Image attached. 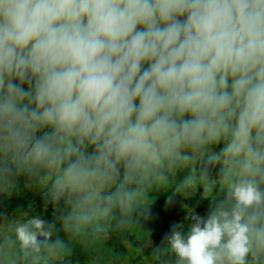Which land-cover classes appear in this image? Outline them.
<instances>
[{"label":"clouds","instance_id":"1","mask_svg":"<svg viewBox=\"0 0 264 264\" xmlns=\"http://www.w3.org/2000/svg\"><path fill=\"white\" fill-rule=\"evenodd\" d=\"M209 146L224 198L163 244L177 264H264V0H0V188L44 174L66 227L100 228ZM46 226L17 222L21 250Z\"/></svg>","mask_w":264,"mask_h":264},{"label":"trees","instance_id":"2","mask_svg":"<svg viewBox=\"0 0 264 264\" xmlns=\"http://www.w3.org/2000/svg\"><path fill=\"white\" fill-rule=\"evenodd\" d=\"M219 151L220 146H209L187 165L170 173L169 184L149 194L151 204L145 214L142 205L126 216L117 211L112 218L101 222L100 228L87 225L77 229L75 224L66 227L63 216L67 210L63 202L57 206L45 200L44 174L21 180L14 190L0 188V226L17 216L24 221L39 217L48 222L46 228L50 237H38L41 242L38 252L26 254L21 250V264H177L178 258L163 244V238L170 233L173 224L182 225L181 230L187 232L194 223L188 219L190 211L206 217L210 208L223 200L228 183L224 170L229 165L223 158L219 162L204 163L210 153ZM193 169L197 176L195 183L184 184ZM204 184L212 185L210 191L187 197L188 187ZM177 187L180 191L173 194ZM4 236L0 235V248ZM49 251H55L60 257L49 260Z\"/></svg>","mask_w":264,"mask_h":264},{"label":"rangeland","instance_id":"3","mask_svg":"<svg viewBox=\"0 0 264 264\" xmlns=\"http://www.w3.org/2000/svg\"><path fill=\"white\" fill-rule=\"evenodd\" d=\"M204 185H198L193 187L192 185L187 188V197H194V195L204 194L205 188ZM200 188V189H198ZM27 220H21L19 216L13 218V220L3 223L4 226H0V235L5 234L2 246L0 248V264H21V260L23 259V255L21 252V247L19 242L15 237V227L17 222L24 223ZM11 232V233H10ZM60 255L55 251H49L47 254V258L49 260H56ZM37 259H34V262ZM33 262V263H34ZM148 262V261H147ZM149 263V262H148Z\"/></svg>","mask_w":264,"mask_h":264}]
</instances>
